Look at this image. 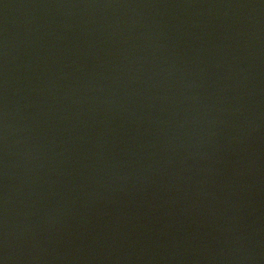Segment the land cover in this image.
Instances as JSON below:
<instances>
[{"label":"water","instance_id":"water-1","mask_svg":"<svg viewBox=\"0 0 264 264\" xmlns=\"http://www.w3.org/2000/svg\"><path fill=\"white\" fill-rule=\"evenodd\" d=\"M0 264H264V0H0Z\"/></svg>","mask_w":264,"mask_h":264}]
</instances>
